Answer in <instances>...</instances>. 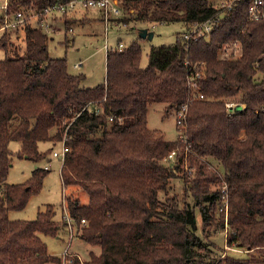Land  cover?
Masks as SVG:
<instances>
[{"label":"trees","instance_id":"trees-1","mask_svg":"<svg viewBox=\"0 0 264 264\" xmlns=\"http://www.w3.org/2000/svg\"><path fill=\"white\" fill-rule=\"evenodd\" d=\"M31 1L41 9L67 0H13L15 7ZM213 2L122 0L120 20L182 22L187 30L217 15ZM248 3L222 12L197 40L186 43L178 31L174 44L152 45L147 66L137 41L109 49L106 78L93 87L82 85L85 73L69 71L66 57L51 55L50 37L39 27L2 33L5 50L14 35L25 47L0 59V264L64 263L41 237L62 229L54 204L31 220L9 217L41 190L50 170L39 166L28 180L8 182L13 140L21 143L17 154L35 162L54 150L41 149V142L65 141L63 184L89 195L87 203L65 197L66 207L75 223L86 220L80 237L100 246L92 257L97 264H249L254 249L264 255V21L248 18ZM62 19L68 43L76 18ZM229 42L241 52L222 57ZM197 72L203 97H193L189 84ZM158 102L167 103V112L188 103L183 137L178 121L173 140L149 127L150 106ZM228 102L238 110L231 112ZM172 151L177 160L170 163ZM185 160L195 168L191 179L181 174ZM177 177L190 183L193 202L181 206L169 195ZM219 229L244 254L224 251L211 238Z\"/></svg>","mask_w":264,"mask_h":264},{"label":"rangeland","instance_id":"rangeland-1","mask_svg":"<svg viewBox=\"0 0 264 264\" xmlns=\"http://www.w3.org/2000/svg\"><path fill=\"white\" fill-rule=\"evenodd\" d=\"M86 14V16H84ZM88 16V17H87ZM76 20L72 23L73 31L69 32L70 41L65 42L66 30L65 22L59 19L56 23L58 32L53 34L49 40V51L52 56L66 57L68 62V69L72 73L83 72L86 78L82 82L85 87H93L106 78L107 73V52L109 49L116 48L122 43V46H128L133 41L140 43L142 47V60L141 65L147 66L149 62L148 53L152 45L161 44H174L177 40V32H183L185 26L182 22H149L142 21L137 18L130 19L127 24L122 23L116 26L112 22L106 27V24L100 16L99 10L88 9L85 10L79 7ZM143 29L148 30L146 37L141 36ZM3 31L0 30V36ZM13 37V36H12ZM15 36L12 38L15 42L9 45L6 50L19 49L20 51L25 47L23 38ZM64 41V42H63ZM19 45V46H16ZM107 45V47H106ZM241 45L235 42L225 44L220 50V55L230 56L234 52L239 55L241 52ZM6 50L0 46V59L6 57ZM75 63H82L79 67H75ZM167 103L158 102L150 106L148 113V125L151 129L158 130L164 133L167 139L173 140L178 136L177 129V111L175 109L166 111ZM231 112L237 111L238 107L233 105L229 107ZM40 147L47 150L50 147L53 149H61V142L53 144L52 142H41ZM10 149L13 151V163L10 168L7 181L10 183H19L28 180L32 174V170L36 167H44L46 164L50 165V170L44 178L41 190L33 194L26 207L23 209H13L9 211L11 219H26L31 220L37 217L39 210L45 209L48 204H54L56 209L55 219L57 223L62 225V229L58 235L41 234L42 239L46 242L48 252L52 255L61 256L64 261L63 264H97L93 256L100 253L99 245H92L91 243L83 240L80 235L82 227L85 223L80 221L74 225V235L71 233L67 226L64 224V214L67 210L66 197H79L82 203L89 201L88 193L76 185L64 186L61 176L62 159L54 157L49 153L48 158L35 162L33 159L27 157H20L17 153L21 149V143L13 140L10 142ZM176 159V154L169 157V162L173 163ZM212 167H219L217 161L214 159L209 160ZM181 174L191 179V173L195 168L189 166L188 161L181 163ZM219 170V169H218ZM190 183L181 177L174 178L171 181V186L168 193L171 197H176L180 205L183 206L186 202H193V198L189 191ZM217 186L213 185V188ZM65 192V193H64ZM162 196V195H161ZM228 201L222 200L221 205L227 204ZM227 226V223H226ZM213 230V227L211 228ZM227 230H216L211 232L212 239L224 247V251H232L236 255H242L244 252L235 246H228L225 241L227 237ZM73 235V236H72ZM247 256V255H245ZM257 257V262L252 261L253 257ZM249 264H263L264 255L254 249L250 252ZM53 264V263H51Z\"/></svg>","mask_w":264,"mask_h":264},{"label":"built area","instance_id":"built-area-1","mask_svg":"<svg viewBox=\"0 0 264 264\" xmlns=\"http://www.w3.org/2000/svg\"><path fill=\"white\" fill-rule=\"evenodd\" d=\"M239 1L241 0H214L212 5L217 9V15L212 16L202 22L192 24L190 28L181 33V39L188 43L191 40H197L200 37L204 36V34L210 32L215 27V24H217V22L220 20V14L226 10L233 9ZM79 7H82L85 10H88L90 8L99 10L100 16H102L107 28L111 22L116 26H120L122 23H124L120 20V18L123 16L122 0L57 1L48 4L41 9H38L34 6V1H31L28 4L20 5L19 7H15L13 0H0V30L3 32L6 30H15L19 26H24L29 23L31 25L33 24L39 27V29H41L46 35L52 36L53 34L58 32L56 25L58 20L62 19V17L64 16L74 18ZM248 18L252 21H264V0H249ZM66 31L67 28L64 33H66ZM72 31L73 28L71 26L69 28V32ZM122 45L123 44L120 43L121 47ZM80 65H82V63H75L74 66L79 67ZM198 76H200L199 72H197L196 75L192 74L189 79L193 97L204 96L202 93H199L196 90L198 87ZM227 105L228 107H231L236 104L234 102H228ZM95 111L99 112L100 109L96 107ZM187 111L188 103L184 104L181 109L177 111V121L181 125V130L183 128V130L180 131L181 137H183V131L185 127L184 120L186 118ZM68 150L69 148L65 145V141H62L61 149H54L52 155L54 157H60L63 161ZM174 155L175 151H172L169 157ZM44 168L50 169V165L46 164ZM64 196L66 197V194ZM64 217L67 221L68 230L74 235L75 219L69 214L68 211L65 212ZM81 221L83 223H86V220L84 218L81 219Z\"/></svg>","mask_w":264,"mask_h":264},{"label":"water","instance_id":"water-1","mask_svg":"<svg viewBox=\"0 0 264 264\" xmlns=\"http://www.w3.org/2000/svg\"><path fill=\"white\" fill-rule=\"evenodd\" d=\"M147 34H148V30H147V29H143V30L141 31V36L146 37Z\"/></svg>","mask_w":264,"mask_h":264},{"label":"crops","instance_id":"crops-1","mask_svg":"<svg viewBox=\"0 0 264 264\" xmlns=\"http://www.w3.org/2000/svg\"><path fill=\"white\" fill-rule=\"evenodd\" d=\"M84 16H86V14H85ZM87 17H88V16H87Z\"/></svg>","mask_w":264,"mask_h":264}]
</instances>
